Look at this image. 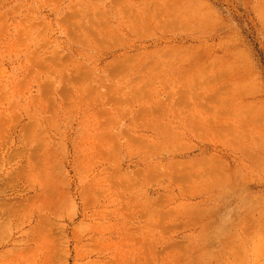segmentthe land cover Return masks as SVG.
<instances>
[{
  "label": "rangeland",
  "instance_id": "374dc122",
  "mask_svg": "<svg viewBox=\"0 0 264 264\" xmlns=\"http://www.w3.org/2000/svg\"><path fill=\"white\" fill-rule=\"evenodd\" d=\"M0 264H264V0H0Z\"/></svg>",
  "mask_w": 264,
  "mask_h": 264
}]
</instances>
